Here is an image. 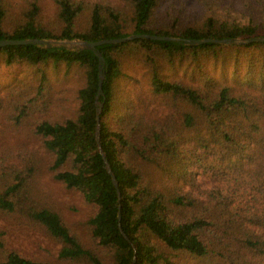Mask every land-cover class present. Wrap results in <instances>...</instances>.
I'll return each mask as SVG.
<instances>
[{
  "label": "trees",
  "instance_id": "trees-1",
  "mask_svg": "<svg viewBox=\"0 0 264 264\" xmlns=\"http://www.w3.org/2000/svg\"><path fill=\"white\" fill-rule=\"evenodd\" d=\"M131 35L264 37V0H0V41ZM96 50L99 115L94 52L0 48V215L56 245L27 257L0 227V264H264V43ZM45 179L91 208L84 235Z\"/></svg>",
  "mask_w": 264,
  "mask_h": 264
},
{
  "label": "rangeland",
  "instance_id": "rangeland-1",
  "mask_svg": "<svg viewBox=\"0 0 264 264\" xmlns=\"http://www.w3.org/2000/svg\"><path fill=\"white\" fill-rule=\"evenodd\" d=\"M5 139L13 142L12 136L4 137ZM41 188L45 195V198L41 200L57 210L74 231L84 235L85 223L91 213V208L81 201L76 192L64 189L50 179L42 180ZM0 227L7 233L8 247L27 257L48 260L55 253V243L44 232L29 227L21 220L8 219L0 215Z\"/></svg>",
  "mask_w": 264,
  "mask_h": 264
},
{
  "label": "water",
  "instance_id": "water-1",
  "mask_svg": "<svg viewBox=\"0 0 264 264\" xmlns=\"http://www.w3.org/2000/svg\"><path fill=\"white\" fill-rule=\"evenodd\" d=\"M150 39V40H159V41H177L182 42L185 45H201L205 43H213L218 45H248L250 43H264V37H255V38H248V39H202V40H185L182 41L178 38H171V37H161V36H150V35H131L127 38L121 39H111V40H101L98 42H87L83 40H54V39H47V40H34V39H26V40H1L0 41V48L6 46H25V45H33L43 48H53V47H62L69 50H91L97 56L99 60V74H98V91L96 95L95 103L98 105L97 114L99 115L101 112L102 105L97 102L98 97L102 96V81L104 74L101 70V67L104 63V59L102 55L96 50L98 46L101 45H109V44H119L124 43L126 41H131L134 39ZM98 140V136L96 137ZM99 152L102 156L103 162L105 164V169L107 173L111 177L112 184L116 189L117 194L118 186L116 180L105 160V156L102 154L101 149L99 148ZM118 220H120V215L118 214ZM123 237L127 240V237L123 234Z\"/></svg>",
  "mask_w": 264,
  "mask_h": 264
}]
</instances>
